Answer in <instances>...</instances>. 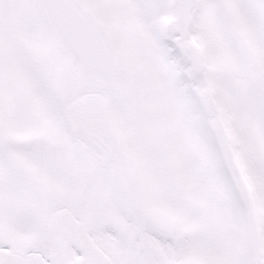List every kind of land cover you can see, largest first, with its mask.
Returning <instances> with one entry per match:
<instances>
[{
    "label": "snow or ice",
    "instance_id": "1",
    "mask_svg": "<svg viewBox=\"0 0 264 264\" xmlns=\"http://www.w3.org/2000/svg\"><path fill=\"white\" fill-rule=\"evenodd\" d=\"M0 264H264V0H0Z\"/></svg>",
    "mask_w": 264,
    "mask_h": 264
}]
</instances>
